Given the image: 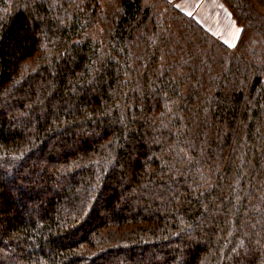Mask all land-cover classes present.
<instances>
[{
    "label": "trees",
    "instance_id": "1",
    "mask_svg": "<svg viewBox=\"0 0 264 264\" xmlns=\"http://www.w3.org/2000/svg\"><path fill=\"white\" fill-rule=\"evenodd\" d=\"M219 1L233 47L170 0H0V264H264V0Z\"/></svg>",
    "mask_w": 264,
    "mask_h": 264
},
{
    "label": "rangeland",
    "instance_id": "2",
    "mask_svg": "<svg viewBox=\"0 0 264 264\" xmlns=\"http://www.w3.org/2000/svg\"><path fill=\"white\" fill-rule=\"evenodd\" d=\"M190 2V0H188ZM187 0L185 1V4ZM199 0H194L195 6ZM195 13V19L213 36L221 39L225 44L233 47L241 29L235 24L231 14L219 0L200 1ZM35 163V162H34ZM37 164V163H36ZM38 166H42L39 163ZM43 169V167H41Z\"/></svg>",
    "mask_w": 264,
    "mask_h": 264
},
{
    "label": "crops",
    "instance_id": "3",
    "mask_svg": "<svg viewBox=\"0 0 264 264\" xmlns=\"http://www.w3.org/2000/svg\"><path fill=\"white\" fill-rule=\"evenodd\" d=\"M173 1L175 6L180 9L184 14L190 16V17H194L195 18V13L197 8L199 7V3L200 1H204V0H199V3L195 6V4H193L194 0H190V2H188L185 4L186 0H170ZM237 42V41H236ZM236 44V43H235Z\"/></svg>",
    "mask_w": 264,
    "mask_h": 264
}]
</instances>
